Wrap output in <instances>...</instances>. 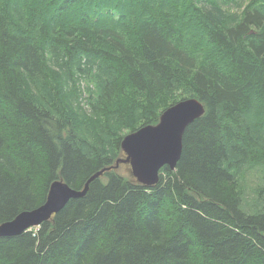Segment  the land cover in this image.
Returning a JSON list of instances; mask_svg holds the SVG:
<instances>
[{"label": "trees", "instance_id": "1", "mask_svg": "<svg viewBox=\"0 0 264 264\" xmlns=\"http://www.w3.org/2000/svg\"><path fill=\"white\" fill-rule=\"evenodd\" d=\"M187 97L205 110L174 169L151 186L104 171L0 236V264H264V0H0V223L54 180L81 189ZM79 104L102 125L75 123Z\"/></svg>", "mask_w": 264, "mask_h": 264}, {"label": "water", "instance_id": "2", "mask_svg": "<svg viewBox=\"0 0 264 264\" xmlns=\"http://www.w3.org/2000/svg\"><path fill=\"white\" fill-rule=\"evenodd\" d=\"M204 110V105L195 97L183 98L171 104L161 112L157 123L142 125L124 134L120 142L124 156L117 159L114 165L96 171L81 189L72 188L61 179L54 180L41 205L21 211L11 220L0 223V236L20 234L50 219L69 199L84 196L91 181L119 163L128 164L138 182L147 186L155 184L163 166L175 168L182 151L184 130Z\"/></svg>", "mask_w": 264, "mask_h": 264}, {"label": "rangeland", "instance_id": "3", "mask_svg": "<svg viewBox=\"0 0 264 264\" xmlns=\"http://www.w3.org/2000/svg\"><path fill=\"white\" fill-rule=\"evenodd\" d=\"M258 1L261 2L263 0H258ZM228 8L232 11L242 10V8L239 6H230ZM43 90H45V89H43ZM71 111L75 115H73L72 113H69V112H67V113L75 117L74 118L75 123L93 126L95 129H96L95 125H97V123H100L102 125V122L99 119H97L94 115H92V116L89 115V112L84 107H82L80 104H79V107L74 106V109H71ZM111 123L113 124L114 128L116 129L118 122L112 121ZM103 126L105 127V125H103ZM89 131L91 134L94 133V131H92V130H89ZM125 131H126V129H123L122 133ZM261 169L263 171V166H261ZM120 170L124 171V170H126V167L121 165ZM262 171L260 170V167H258L256 165V166H252V168L247 167L246 170L244 171V173L242 174L243 176L240 178V183H241L240 185H241V187L245 188V190H246L245 196L247 198L253 197V194H251V191L255 187H257V184L259 182V177H260Z\"/></svg>", "mask_w": 264, "mask_h": 264}]
</instances>
